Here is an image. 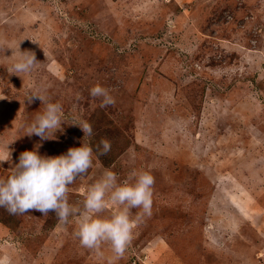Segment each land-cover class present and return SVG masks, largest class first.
Listing matches in <instances>:
<instances>
[{"label":"rangeland","instance_id":"1","mask_svg":"<svg viewBox=\"0 0 264 264\" xmlns=\"http://www.w3.org/2000/svg\"><path fill=\"white\" fill-rule=\"evenodd\" d=\"M19 49L36 54L30 73L10 72ZM33 93L63 109L41 155L93 148L68 202L83 209L106 170L149 171L152 213L117 255L82 246L75 216L1 209L0 264H264V0H0V176L40 142Z\"/></svg>","mask_w":264,"mask_h":264},{"label":"clouds","instance_id":"2","mask_svg":"<svg viewBox=\"0 0 264 264\" xmlns=\"http://www.w3.org/2000/svg\"><path fill=\"white\" fill-rule=\"evenodd\" d=\"M33 51L19 49L11 73H30L37 64ZM93 97L101 98L100 107L115 103L109 90L99 84L90 89ZM38 98L45 104L29 125L27 134L40 137L33 150H25L19 155L6 176H0V207L10 214H25L36 210L43 215L54 212L61 222H67L69 216L77 217L74 235L82 246L97 252L103 242H109L117 255H122L131 239L132 229L143 217L150 216L153 205L154 176L149 171H133L118 182L117 174L106 170L100 179L89 185L84 192L83 209L68 202L69 185L77 177L87 173L92 166L93 148L82 143L79 147H70L66 153L50 156L41 155L39 148L44 140L52 139V130H61L63 109L60 103L49 102L44 95L33 93L29 101ZM78 125L84 137L91 136L92 126L88 122ZM101 155L111 149L108 140L100 141ZM9 161L0 158V162ZM109 204L122 206L114 208L110 217L97 215ZM132 209H140L135 218Z\"/></svg>","mask_w":264,"mask_h":264},{"label":"trees","instance_id":"3","mask_svg":"<svg viewBox=\"0 0 264 264\" xmlns=\"http://www.w3.org/2000/svg\"><path fill=\"white\" fill-rule=\"evenodd\" d=\"M99 159H100L102 165L105 166V167L108 166L109 164H111V163L113 162V161H111V160H107L106 158L102 157V155L99 157ZM1 209H3V211H4V208H3V207H0V210H1ZM2 222H3L4 224L8 225V223L5 222V220H3Z\"/></svg>","mask_w":264,"mask_h":264}]
</instances>
